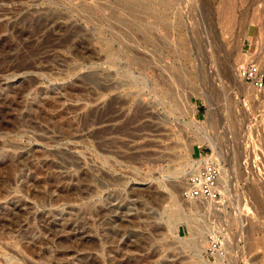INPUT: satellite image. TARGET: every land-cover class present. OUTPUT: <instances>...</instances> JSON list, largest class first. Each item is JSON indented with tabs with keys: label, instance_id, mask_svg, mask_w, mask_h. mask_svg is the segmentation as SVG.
<instances>
[{
	"label": "rangeland",
	"instance_id": "1",
	"mask_svg": "<svg viewBox=\"0 0 264 264\" xmlns=\"http://www.w3.org/2000/svg\"><path fill=\"white\" fill-rule=\"evenodd\" d=\"M127 1L0 0V264H264V0Z\"/></svg>",
	"mask_w": 264,
	"mask_h": 264
},
{
	"label": "built area",
	"instance_id": "2",
	"mask_svg": "<svg viewBox=\"0 0 264 264\" xmlns=\"http://www.w3.org/2000/svg\"><path fill=\"white\" fill-rule=\"evenodd\" d=\"M240 77L264 96V69L258 65H247L240 70ZM201 156L200 154L198 158L193 159V168L181 188V197L184 199H208L217 195L216 181L220 168L214 160L206 161L201 159Z\"/></svg>",
	"mask_w": 264,
	"mask_h": 264
},
{
	"label": "bare ground",
	"instance_id": "3",
	"mask_svg": "<svg viewBox=\"0 0 264 264\" xmlns=\"http://www.w3.org/2000/svg\"><path fill=\"white\" fill-rule=\"evenodd\" d=\"M133 1H134V3H133ZM128 2V3H127ZM125 4L126 5H124V6H126V7H128V6H130L131 5V3H132V5H141L142 4V2L141 1H139V0H132L131 1V3L129 2V1H127ZM131 5V6H132ZM164 5H166V4H164ZM24 67V66H23ZM18 68V67H17ZM23 69V68H22ZM137 83H138V81H137ZM143 83V82H142ZM135 85H136V83H134ZM210 95V94H209ZM208 97V96H207ZM210 99V98H209ZM208 99V100H209ZM212 99V98H211ZM210 101V100H209ZM212 102V101H211ZM214 102V101H213ZM212 102V103H213ZM210 107H211V105H210ZM98 122V124L99 123H102V122H104V120H99V121H97ZM96 122V123H97ZM196 129H198V128H196ZM200 130V129H199ZM198 130V131H199ZM118 131H120V129L118 130ZM193 131V130H192ZM201 131V130H200ZM196 132V131H195ZM203 132V131H202ZM195 134V133H194ZM195 135H197V141H198V143H203V142H205V143H207L210 147H211V151H212V160H216V161H220V158H221V146H220V144L219 143H217V141L215 140V138H213V137H211V136H208V135H206L205 133H199V132H197ZM201 159H204V160H210L211 158H201ZM214 160V161H215ZM217 163V162H216ZM219 166V165H218ZM181 167V166H180ZM192 167L193 166H191V168H190V170L188 171V172H186L185 173V177H187V175H188V173L192 170ZM220 168V167H219ZM176 171H178V169L176 170ZM175 171V172H176ZM175 172H174V174H175ZM248 175V174H247ZM221 176V169L219 170V176H218V178H217V181H216V188H217V186H218V182H219V180H222L223 178H221L220 177ZM188 200V199H187ZM193 200H195V199H193ZM202 200V199H201ZM197 201V200H196ZM194 202V201H193ZM192 202V203H193ZM174 203V202H173ZM177 204V203H176ZM176 206V205H175ZM174 207V206H173ZM176 209V208H175ZM170 213V212H169ZM169 215V214H168ZM169 218L172 220V221H176V220H186L187 222H188V226H189V228H190V230L192 229H194L193 227H192V224L194 223V218H193V216H190V215H187V214H184L181 210H174V208H173V211L171 212V214H170V216H169ZM168 218V219H169ZM185 221V222H186ZM187 224V223H186ZM172 225H174V224H172ZM197 228V227H196ZM191 230V231H192ZM196 230V229H195ZM191 231H190V233H191ZM197 231V230H196ZM195 232V231H194ZM194 232H193V234L191 233L190 234V236H189V238H185V239H183V240H186V244L191 248V249H195V250H198V251H200V249H199V244H198V239L196 238V236H195V234H194ZM199 232V231H198ZM196 234H198V233H196Z\"/></svg>",
	"mask_w": 264,
	"mask_h": 264
}]
</instances>
